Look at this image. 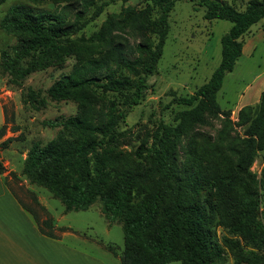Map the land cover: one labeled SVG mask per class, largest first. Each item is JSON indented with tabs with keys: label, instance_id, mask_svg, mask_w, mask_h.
Listing matches in <instances>:
<instances>
[{
	"label": "trees",
	"instance_id": "obj_1",
	"mask_svg": "<svg viewBox=\"0 0 264 264\" xmlns=\"http://www.w3.org/2000/svg\"><path fill=\"white\" fill-rule=\"evenodd\" d=\"M79 1L75 9L66 3L59 9L37 13L26 5L14 4L0 18V30L17 40L0 50V68L11 84H19L33 70L61 61L62 56L98 54L77 64L47 89L51 100L77 102L78 113L44 122L61 130L45 144L35 141L29 146L20 174L58 199L64 212L86 210L99 199L107 222L121 224V253L118 255L112 244H102L119 257L121 264H222L224 249L234 264H264V168L259 180L247 171L252 150L264 143V89L257 104L238 111L237 124L245 126L246 146L235 160L231 155L205 150L212 168L209 176L199 168L195 151L189 149L180 161L176 149L186 129L205 113L229 117V112L219 107L217 92L225 73L233 69L242 53L241 36L264 17V0H247L243 10L225 0H196L203 7V18L232 23L220 39V62L194 93L174 99L186 107L174 114L176 124L158 120L145 133L132 153L144 162L136 170L127 167L126 158L115 147V127L124 111L104 94H118L121 105L128 107L140 101L147 76L162 54L168 15L177 0H146L141 7L124 6L88 37L71 38L104 6L96 5L97 0ZM90 9L93 12L87 17ZM122 33L143 38L153 34L156 40L134 44L113 39L114 34ZM102 43L105 48L100 50ZM99 100L101 112L96 116ZM21 101L41 109L46 97L28 88ZM1 144L6 145L5 141ZM2 168L0 163V171ZM211 181L213 188L204 194ZM32 200L46 210L36 197ZM19 202L32 214L41 233L57 237L54 231L68 229L56 227L48 215L40 219ZM216 223L228 233L221 242L213 239L211 230Z\"/></svg>",
	"mask_w": 264,
	"mask_h": 264
},
{
	"label": "rangeland",
	"instance_id": "obj_2",
	"mask_svg": "<svg viewBox=\"0 0 264 264\" xmlns=\"http://www.w3.org/2000/svg\"><path fill=\"white\" fill-rule=\"evenodd\" d=\"M237 10H243L247 0H225ZM66 3H72L75 9L80 4L79 0L52 1V0H3L0 3V18L9 6L23 4L32 12L53 11ZM104 3L102 12L71 38L84 35L88 37L97 30L106 20L119 14L124 6L141 7L146 0H127L126 2L97 0L96 5ZM93 12L90 9L86 16ZM231 22L224 19L207 20L203 18V7L197 5L196 0H177L168 15V32L162 48V54L157 60L154 71L147 76L143 97L135 104L121 105L122 97L118 94L105 93L104 98L115 102L118 109L124 111L115 131L116 150L126 158L127 167L136 170L144 165L143 161L133 157V151L143 140L145 133L150 131L158 120L165 123L176 124L174 114L186 107L174 101L180 96H189L204 82L208 80L212 71L219 64L221 58V36L228 31ZM148 38L128 33L114 34L113 39H125L128 43L154 42L155 35L149 34ZM244 46L241 55L235 60L233 69L226 72L221 88L217 92L219 107L224 112H229V117L224 114L213 115L205 113L202 119L189 126L177 143L179 160L182 161L190 150L197 154L199 168L203 174L211 175L209 156L207 151H216L224 155H231V159L239 156L246 146L243 140L246 135L245 126L238 125V111L245 105H255L259 102L260 93L264 89V17L251 25L249 30L241 36ZM14 35L6 34L0 30V50L10 48L16 43ZM102 43L98 49L103 50ZM97 52V51H96ZM94 54L67 55L62 60L45 68L31 71L19 84H11L0 68V104L4 109V124L0 136V159L3 166L1 173L7 186L16 197L33 210L35 215L42 219L48 215L54 225L58 227H71L78 235L91 238L99 247L89 243H79L83 249L91 250L100 256L108 255L102 244H112L118 253L123 249V232L118 222L108 223L101 212V202L97 199L88 209L64 212L62 203L54 198L46 189L30 184L20 174L23 156L29 146L37 141L45 144L54 138L61 127L45 125L46 120H63L78 113V103L73 100L55 101L47 97V89L63 74L71 70L86 58L97 56ZM30 88L34 92L46 97V104L41 109L23 105L22 93ZM99 100L95 105V113L101 112ZM1 118V107H0ZM9 139V140H7ZM5 141L6 145L1 143ZM238 151V152H237ZM237 152V153H236ZM3 155V156H2ZM235 160V159H233ZM264 168V143L262 148L252 150V162L247 171L260 179ZM118 169V168H117ZM110 170V169H109ZM14 175H13V174ZM114 175V171H111ZM247 183L253 187V183ZM213 188L212 181L203 189ZM36 197L39 205L33 202ZM136 203V198H133ZM213 239L221 242L227 236V230L217 223L212 226ZM60 236L59 231H54ZM225 262L234 264L228 250L224 249ZM114 255V254H113ZM108 257V256H106ZM117 258V260L115 259ZM109 257L112 264H119L118 256ZM166 264H182L180 261H171Z\"/></svg>",
	"mask_w": 264,
	"mask_h": 264
},
{
	"label": "crops",
	"instance_id": "obj_3",
	"mask_svg": "<svg viewBox=\"0 0 264 264\" xmlns=\"http://www.w3.org/2000/svg\"><path fill=\"white\" fill-rule=\"evenodd\" d=\"M0 107L1 128L4 124V109L1 104ZM59 232L61 234L57 237L40 232L36 220L20 204L0 171V264H112L108 258H115V255L108 250H105L108 257H104L81 248L79 243L99 247L100 244L91 238L78 235L69 226ZM76 240L79 243H75ZM118 262L121 264L119 258Z\"/></svg>",
	"mask_w": 264,
	"mask_h": 264
}]
</instances>
